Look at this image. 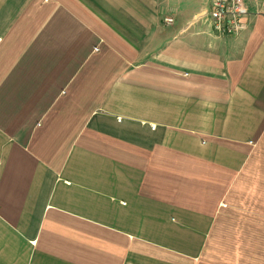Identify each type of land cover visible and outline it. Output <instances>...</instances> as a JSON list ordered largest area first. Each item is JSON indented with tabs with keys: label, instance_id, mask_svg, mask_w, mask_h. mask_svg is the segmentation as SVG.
Segmentation results:
<instances>
[{
	"label": "crops",
	"instance_id": "obj_1",
	"mask_svg": "<svg viewBox=\"0 0 264 264\" xmlns=\"http://www.w3.org/2000/svg\"><path fill=\"white\" fill-rule=\"evenodd\" d=\"M244 1L218 34L211 0H0V264H264Z\"/></svg>",
	"mask_w": 264,
	"mask_h": 264
},
{
	"label": "built area",
	"instance_id": "obj_2",
	"mask_svg": "<svg viewBox=\"0 0 264 264\" xmlns=\"http://www.w3.org/2000/svg\"><path fill=\"white\" fill-rule=\"evenodd\" d=\"M247 13L244 0H211L209 11L211 27L218 34H234L242 17ZM165 20L170 22L172 19Z\"/></svg>",
	"mask_w": 264,
	"mask_h": 264
}]
</instances>
